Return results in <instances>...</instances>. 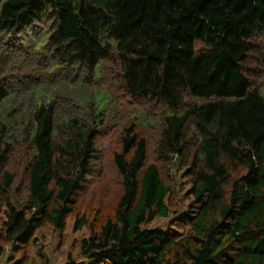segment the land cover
I'll use <instances>...</instances> for the list:
<instances>
[{
	"label": "trees",
	"instance_id": "1",
	"mask_svg": "<svg viewBox=\"0 0 264 264\" xmlns=\"http://www.w3.org/2000/svg\"><path fill=\"white\" fill-rule=\"evenodd\" d=\"M2 215L0 264L69 219L87 264H264V0H0Z\"/></svg>",
	"mask_w": 264,
	"mask_h": 264
},
{
	"label": "rangeland",
	"instance_id": "2",
	"mask_svg": "<svg viewBox=\"0 0 264 264\" xmlns=\"http://www.w3.org/2000/svg\"><path fill=\"white\" fill-rule=\"evenodd\" d=\"M48 35V27L43 23H39L37 27H34V30L29 32L26 36L21 37L22 49L24 53L29 54L32 51L38 55L46 56V54L42 51V48L45 47V44L47 43ZM59 58L61 57H58V60H51L50 65L54 68L59 65L62 66L63 62L60 63ZM8 69L9 67L7 70ZM59 84L60 83H58V85ZM12 113V108H10L8 110V114ZM163 117V113L158 115L159 119H162ZM18 157L27 158V156L21 152L19 156L15 155L11 157L12 168L18 171L20 176V174H22L21 164L24 160H21ZM172 175L175 180L174 185L178 193L177 204L174 206V210L176 212L174 214L171 213L170 217L167 219L160 218L150 225L145 224L143 225V228L166 231L170 228V222L178 218V216L182 215V213H185L188 205H191L190 201H186L185 199L187 197V191L190 189V186H188V178H185V175L178 169V166L173 168ZM99 204L100 201L97 203L84 204L82 213H85L88 209L97 210L95 207L99 206ZM2 217H4V215L0 217V223ZM74 224L75 220L69 219L67 222V229L63 234L60 231H54L49 227L40 231L37 235V242L31 246L29 264H66L69 258L75 259L81 264H87L86 262H83L80 243L83 239L89 238L90 234L86 228L76 232L74 230ZM62 235H64L65 240H62ZM61 242H64V244H61ZM1 264H5V259H2Z\"/></svg>",
	"mask_w": 264,
	"mask_h": 264
}]
</instances>
